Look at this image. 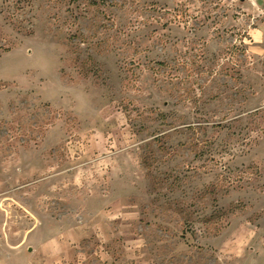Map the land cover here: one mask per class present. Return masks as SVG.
<instances>
[{
    "label": "rangeland",
    "instance_id": "374dc122",
    "mask_svg": "<svg viewBox=\"0 0 264 264\" xmlns=\"http://www.w3.org/2000/svg\"><path fill=\"white\" fill-rule=\"evenodd\" d=\"M0 264H264V0H0Z\"/></svg>",
    "mask_w": 264,
    "mask_h": 264
}]
</instances>
